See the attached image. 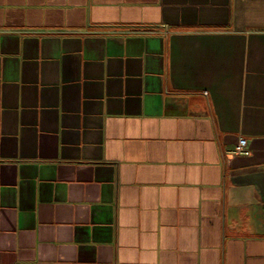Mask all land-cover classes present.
<instances>
[{"label":"crops","instance_id":"1","mask_svg":"<svg viewBox=\"0 0 264 264\" xmlns=\"http://www.w3.org/2000/svg\"><path fill=\"white\" fill-rule=\"evenodd\" d=\"M0 264H264V0H0Z\"/></svg>","mask_w":264,"mask_h":264},{"label":"built area","instance_id":"2","mask_svg":"<svg viewBox=\"0 0 264 264\" xmlns=\"http://www.w3.org/2000/svg\"><path fill=\"white\" fill-rule=\"evenodd\" d=\"M233 152L240 155H248V151L246 149V140L239 139Z\"/></svg>","mask_w":264,"mask_h":264}]
</instances>
